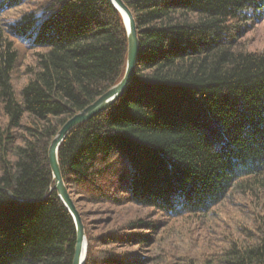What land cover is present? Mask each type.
Wrapping results in <instances>:
<instances>
[{
  "label": "trees",
  "instance_id": "1",
  "mask_svg": "<svg viewBox=\"0 0 264 264\" xmlns=\"http://www.w3.org/2000/svg\"><path fill=\"white\" fill-rule=\"evenodd\" d=\"M123 1L139 31L134 80L59 149L86 264H264V49L244 41L264 0ZM127 56L111 0H0V264H73L49 148ZM223 207L237 220L198 255L194 228Z\"/></svg>",
  "mask_w": 264,
  "mask_h": 264
},
{
  "label": "water",
  "instance_id": "2",
  "mask_svg": "<svg viewBox=\"0 0 264 264\" xmlns=\"http://www.w3.org/2000/svg\"><path fill=\"white\" fill-rule=\"evenodd\" d=\"M111 1L121 12L128 34V56L125 74L117 84L111 87L96 101L70 118L54 137L49 148V160L55 180V188L58 191L59 197L72 214L77 228V245L73 264H86L88 240L82 214L80 213L62 175L59 162V149L62 142L72 129L109 108L129 88L134 80L140 54L139 31L133 11L123 0Z\"/></svg>",
  "mask_w": 264,
  "mask_h": 264
},
{
  "label": "rangeland",
  "instance_id": "3",
  "mask_svg": "<svg viewBox=\"0 0 264 264\" xmlns=\"http://www.w3.org/2000/svg\"><path fill=\"white\" fill-rule=\"evenodd\" d=\"M28 5L22 7V9L13 10L5 17L7 20L16 18L20 10L27 8ZM247 16H252L253 12L251 10L246 12ZM245 41V45L249 50H262L264 49V21L254 24L251 30L248 32ZM95 209L93 205H85V209ZM225 209L221 208L219 211L220 215L215 216L214 220L208 221L207 224L198 225L194 228V233L192 234L191 243L195 249L198 250V255L209 253L214 249V247H219L221 244V239L225 236V227L226 220L228 217L237 220V214L234 210L235 208ZM231 211V213H230ZM231 219V220H233ZM209 252V253H208Z\"/></svg>",
  "mask_w": 264,
  "mask_h": 264
}]
</instances>
